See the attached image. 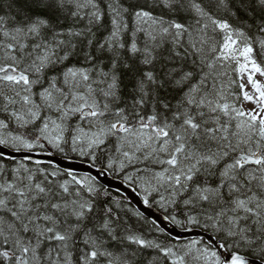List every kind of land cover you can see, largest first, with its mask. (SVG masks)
I'll return each instance as SVG.
<instances>
[{"label": "snow or ice", "instance_id": "snow-or-ice-1", "mask_svg": "<svg viewBox=\"0 0 264 264\" xmlns=\"http://www.w3.org/2000/svg\"><path fill=\"white\" fill-rule=\"evenodd\" d=\"M0 264H264V0H0Z\"/></svg>", "mask_w": 264, "mask_h": 264}, {"label": "water", "instance_id": "water-1", "mask_svg": "<svg viewBox=\"0 0 264 264\" xmlns=\"http://www.w3.org/2000/svg\"><path fill=\"white\" fill-rule=\"evenodd\" d=\"M78 166L81 167V168H84L85 170H87V166L86 165H78ZM114 185H118V181L114 182ZM126 195L132 198L134 206L138 205V203H139L138 197H136L130 190L126 191ZM151 211L154 212L155 210L153 209ZM161 226H166V227H168L170 229H173V226L170 225V224H167V222H161ZM173 232H174V234L182 235L184 238H189V237H192V236L199 235V230L198 229H195L192 232L188 233V232H183L182 229L174 228Z\"/></svg>", "mask_w": 264, "mask_h": 264}, {"label": "rangeland", "instance_id": "rangeland-1", "mask_svg": "<svg viewBox=\"0 0 264 264\" xmlns=\"http://www.w3.org/2000/svg\"><path fill=\"white\" fill-rule=\"evenodd\" d=\"M251 106H252V105L249 104V103H245V104H244V107H245V108H250Z\"/></svg>", "mask_w": 264, "mask_h": 264}]
</instances>
